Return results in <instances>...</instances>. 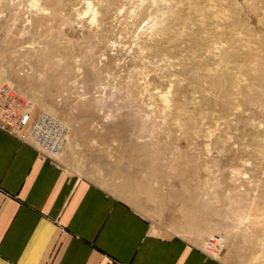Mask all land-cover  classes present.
Returning a JSON list of instances; mask_svg holds the SVG:
<instances>
[{
	"label": "rangeland",
	"instance_id": "rangeland-1",
	"mask_svg": "<svg viewBox=\"0 0 264 264\" xmlns=\"http://www.w3.org/2000/svg\"><path fill=\"white\" fill-rule=\"evenodd\" d=\"M0 82L70 172L142 212L148 179L180 191L179 232L264 264V0H0Z\"/></svg>",
	"mask_w": 264,
	"mask_h": 264
},
{
	"label": "crops",
	"instance_id": "crops-1",
	"mask_svg": "<svg viewBox=\"0 0 264 264\" xmlns=\"http://www.w3.org/2000/svg\"><path fill=\"white\" fill-rule=\"evenodd\" d=\"M137 188L145 212L0 128V264H230L178 231L202 224L178 216L180 191Z\"/></svg>",
	"mask_w": 264,
	"mask_h": 264
},
{
	"label": "built area",
	"instance_id": "built-area-1",
	"mask_svg": "<svg viewBox=\"0 0 264 264\" xmlns=\"http://www.w3.org/2000/svg\"><path fill=\"white\" fill-rule=\"evenodd\" d=\"M31 117L32 110L16 99L9 86L0 82V128L17 135L39 153L57 160L56 156L62 153L67 141L64 125L45 112L38 113L32 121ZM223 247V237L213 235L205 241L203 250L215 257Z\"/></svg>",
	"mask_w": 264,
	"mask_h": 264
},
{
	"label": "bare ground",
	"instance_id": "bare-ground-1",
	"mask_svg": "<svg viewBox=\"0 0 264 264\" xmlns=\"http://www.w3.org/2000/svg\"><path fill=\"white\" fill-rule=\"evenodd\" d=\"M6 131V130H5Z\"/></svg>",
	"mask_w": 264,
	"mask_h": 264
}]
</instances>
